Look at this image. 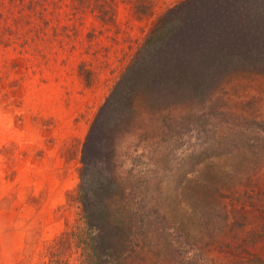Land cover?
<instances>
[{"label": "rangeland", "instance_id": "obj_1", "mask_svg": "<svg viewBox=\"0 0 264 264\" xmlns=\"http://www.w3.org/2000/svg\"><path fill=\"white\" fill-rule=\"evenodd\" d=\"M90 133L92 166L156 171L119 264H264V0H0V264H77Z\"/></svg>", "mask_w": 264, "mask_h": 264}, {"label": "trees", "instance_id": "obj_2", "mask_svg": "<svg viewBox=\"0 0 264 264\" xmlns=\"http://www.w3.org/2000/svg\"><path fill=\"white\" fill-rule=\"evenodd\" d=\"M162 24H156L151 28L143 41V49L149 51L158 38L163 39V36L171 32V26L174 28L172 23H168L169 25ZM169 121L166 123V133L174 131L178 135L180 133L178 129L186 130L185 119ZM88 137L83 144L85 150H82V161L77 172L78 182L71 194L78 206L77 224L74 229H68L62 233L59 246L62 250H73L76 253L77 264H119L131 249L134 237L137 234H146L143 230L144 222L142 220L134 223V219H130L128 202H132L134 196L128 188V179L130 183L141 179L146 184L145 193H143L144 199L147 203L150 201L154 205L155 199L150 200L152 193L148 194L146 191L149 181H154L156 171L152 169L153 163L147 162L151 159V155H142L145 162H141L133 171L134 173L129 172V178L125 176L127 171L125 175L116 179L109 171L108 164L106 166L101 165V167L92 166L88 149L92 143L93 134L90 133ZM189 154L191 153L187 155ZM138 156L140 155H135L134 158ZM148 166H151L150 169ZM155 167L157 168V165ZM193 177L195 178L196 175ZM191 179L192 177H185V181ZM207 182L204 178L194 181V183L202 184L204 187ZM215 191L218 192V190ZM140 228L141 232L138 233ZM102 253L106 256L101 257ZM49 261L53 264H67L54 259Z\"/></svg>", "mask_w": 264, "mask_h": 264}]
</instances>
